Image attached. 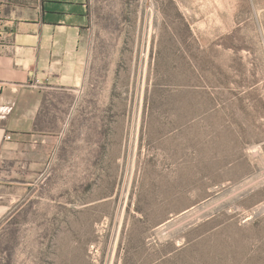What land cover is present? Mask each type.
<instances>
[{
    "label": "rangeland",
    "instance_id": "374dc122",
    "mask_svg": "<svg viewBox=\"0 0 264 264\" xmlns=\"http://www.w3.org/2000/svg\"><path fill=\"white\" fill-rule=\"evenodd\" d=\"M79 93L0 152V264H264V0H88Z\"/></svg>",
    "mask_w": 264,
    "mask_h": 264
},
{
    "label": "crops",
    "instance_id": "0c3cea01",
    "mask_svg": "<svg viewBox=\"0 0 264 264\" xmlns=\"http://www.w3.org/2000/svg\"><path fill=\"white\" fill-rule=\"evenodd\" d=\"M89 22L88 0H0V152L79 93Z\"/></svg>",
    "mask_w": 264,
    "mask_h": 264
},
{
    "label": "built area",
    "instance_id": "2783aa9c",
    "mask_svg": "<svg viewBox=\"0 0 264 264\" xmlns=\"http://www.w3.org/2000/svg\"><path fill=\"white\" fill-rule=\"evenodd\" d=\"M8 138H10V136H8Z\"/></svg>",
    "mask_w": 264,
    "mask_h": 264
}]
</instances>
